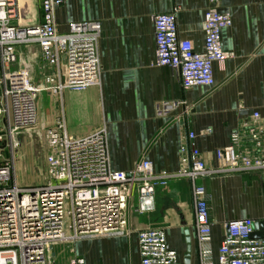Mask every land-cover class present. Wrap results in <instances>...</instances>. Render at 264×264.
I'll return each instance as SVG.
<instances>
[{
	"label": "built area",
	"instance_id": "1",
	"mask_svg": "<svg viewBox=\"0 0 264 264\" xmlns=\"http://www.w3.org/2000/svg\"><path fill=\"white\" fill-rule=\"evenodd\" d=\"M221 0H211L203 29L205 41L198 52L181 39L177 15L180 8L153 17L155 65L176 73L184 90L214 87V66L233 58L222 43V32L232 26L230 13L219 10ZM41 22L24 24L19 0H0V264H54V250L85 240L129 237L130 217L150 214L156 196L170 183L189 181L194 208L199 264H264V238H253V219L226 222L224 237L214 255L211 195L202 182L214 178L264 174V143L260 114L243 123L254 144V154L238 150L240 136L216 152L221 163L209 167L194 146L190 132L182 153V168L157 173L151 161L142 159L128 171L111 167L106 126L77 138L67 132L62 118L45 131L47 177L40 185H20L14 177L15 154L21 137L39 125L40 96H59L65 91L85 92L102 85L99 22L73 24L59 33L56 10L61 0H40ZM32 47L48 72L35 79ZM30 49V50H29ZM181 113L174 117V115ZM190 108L183 101H161L155 106L160 119L181 121ZM208 133L210 130L207 131ZM133 210V211H134ZM141 264H178L161 228L138 234ZM69 264H87L73 256Z\"/></svg>",
	"mask_w": 264,
	"mask_h": 264
},
{
	"label": "crops",
	"instance_id": "2",
	"mask_svg": "<svg viewBox=\"0 0 264 264\" xmlns=\"http://www.w3.org/2000/svg\"><path fill=\"white\" fill-rule=\"evenodd\" d=\"M61 1L56 10L59 33L84 22L96 21L102 26V85L56 96L58 110L47 128L62 118L67 132L81 138L106 126L111 167L124 172L142 159L151 161L157 173L178 172L190 132L195 133L194 146L211 168L221 166L216 152L230 146L234 134L240 136L238 150L253 155L254 144L243 123L255 112L260 114L264 143V0H221L220 12L230 13L233 20L232 26L222 32L223 48L233 58L214 66V87L188 91L176 73L155 65L153 17L180 8L179 37L190 40L200 52L205 41L204 17L212 7L211 0ZM19 4L24 24L41 22L40 0H19ZM30 49L34 62L41 59L38 47ZM161 101L185 102L190 108L189 116L181 121L157 118L155 106ZM202 183L211 195L213 248L217 256L226 222L264 221V174L214 178ZM134 209L135 203L129 237L77 242L73 244V256L84 258L87 264H141L139 232L161 228L168 245L177 253L178 264H186L188 238L190 264H199L188 180H175L168 188L158 190L154 212L140 215ZM54 256L56 259L55 250Z\"/></svg>",
	"mask_w": 264,
	"mask_h": 264
},
{
	"label": "rangeland",
	"instance_id": "3",
	"mask_svg": "<svg viewBox=\"0 0 264 264\" xmlns=\"http://www.w3.org/2000/svg\"><path fill=\"white\" fill-rule=\"evenodd\" d=\"M35 79L39 82L46 75L44 63L41 59L36 60ZM50 96V98H48ZM53 100L50 103L49 100ZM49 103V104H48ZM58 100L56 96L45 94L40 96L39 111L40 119L38 127L21 137V144L15 154L14 177L20 185H40L47 177L46 164V137L45 131L49 122L56 115ZM57 257L54 264H69L74 255L73 245H60L55 248Z\"/></svg>",
	"mask_w": 264,
	"mask_h": 264
},
{
	"label": "water",
	"instance_id": "4",
	"mask_svg": "<svg viewBox=\"0 0 264 264\" xmlns=\"http://www.w3.org/2000/svg\"><path fill=\"white\" fill-rule=\"evenodd\" d=\"M256 232L253 234V238H264V221H256L255 225ZM186 234H188V230H186ZM188 241V250L186 255V264H190V257H191V245H190V239H187Z\"/></svg>",
	"mask_w": 264,
	"mask_h": 264
}]
</instances>
